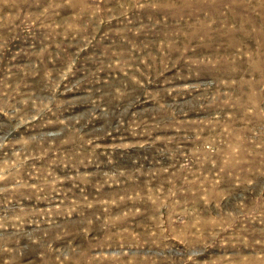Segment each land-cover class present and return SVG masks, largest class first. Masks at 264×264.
<instances>
[{
  "label": "rangeland",
  "instance_id": "obj_1",
  "mask_svg": "<svg viewBox=\"0 0 264 264\" xmlns=\"http://www.w3.org/2000/svg\"><path fill=\"white\" fill-rule=\"evenodd\" d=\"M0 264H264V0H0Z\"/></svg>",
  "mask_w": 264,
  "mask_h": 264
}]
</instances>
